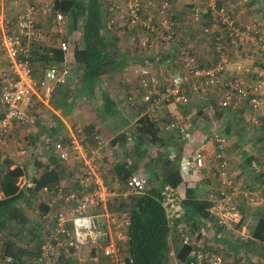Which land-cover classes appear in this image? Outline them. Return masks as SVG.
<instances>
[{"label":"crops","instance_id":"obj_1","mask_svg":"<svg viewBox=\"0 0 264 264\" xmlns=\"http://www.w3.org/2000/svg\"><path fill=\"white\" fill-rule=\"evenodd\" d=\"M11 1L7 3L6 14L14 17L15 8ZM53 1L37 0L40 5H46ZM169 1L172 6L173 19L185 40L195 46L201 66L216 65L219 61V54L212 42L202 34L204 24L191 23L188 19L192 10L202 7V0ZM127 2L128 0H104V6L110 12L108 30L117 35L118 48L123 53L129 52L131 57L133 55L139 62L138 64L153 65L159 74L162 70V74L159 75L161 78L176 73L178 71L177 54L172 47L163 50L166 54L163 59L162 51L161 54H157L158 49L145 55L137 52L136 47L143 37L142 29L128 26L127 16L122 13L114 14L111 10L116 6L124 11L125 9L122 8H125ZM153 2L158 5L161 1L153 0ZM261 9L264 10V0H251L247 19H250L251 14L260 12ZM152 14H155V10L149 8L144 11L142 18L146 20ZM256 17L264 20V13L262 15L257 13ZM114 22L115 24L111 25ZM76 33L71 34L70 40H68L70 51L66 56L64 54L65 68L70 71L66 82L54 85L50 99H46L45 90L40 89L39 94L42 102L35 113L34 132L27 134L23 128H16L9 137V147L0 144V165H2L0 180L10 170L21 173L17 176L14 174V177L16 184L22 189L34 187L36 182L43 181L46 176L51 177L53 181L61 179L59 189L65 194L90 193L97 184L102 185L112 194L107 214L117 216L118 214L109 210V204L110 201H114L118 193L122 192L127 172H130L131 176H143L147 180L153 176V182L159 184L165 182L174 169L180 168L183 183L176 189L167 185L166 195L167 199H174L179 204L181 213H184L182 202L186 200L188 190L196 191L199 200L207 201V193L217 183L216 172L212 166L214 157L218 153L217 145L212 140V134L217 132L228 141L225 157L231 163V176L234 183L252 195L249 200H245L247 198L241 196L243 200L238 208L243 219L242 224L236 227L239 229L238 231L217 230L213 218L205 220L202 230L207 233L208 241L225 256L233 255L235 258L240 257L241 259L244 255L254 254L256 249L252 251V248L256 246L255 244L239 246L237 241L242 242V236L251 237L258 220L264 217V182L261 179L262 174L258 170L264 163L263 114L255 112L249 106L241 105L237 109L223 110L212 106L208 100L205 102L196 100L198 104H191L186 109L173 103L162 105L158 113L160 121L156 123L153 120L154 117L152 119L148 113V104L143 102L144 91L140 88L139 80L131 74L133 69H128L112 77L103 76L96 81V84L91 85L92 87H83L81 72L75 66L73 58L76 47L73 40L77 37ZM67 34L68 30L65 32V36ZM54 38V41L46 44L58 47L59 37L54 36ZM79 45H82L81 40ZM156 46L159 47V45ZM1 57L0 51V60ZM168 61L173 64V69L170 71L162 68V64ZM235 67V62L232 59L226 73L227 79L234 75ZM59 86H65L67 93L60 94ZM130 98L135 99L137 103L132 104ZM208 98L210 99V96ZM143 119H149L148 121L155 123L156 128L160 130L158 137L162 138L163 142H153L152 137L144 133L141 123ZM170 123L185 125L187 136L177 130H166V126ZM59 139L62 140L65 150L67 149L71 153V158L67 161L62 160L54 149L53 145ZM20 143L30 154L25 158L18 155L17 145ZM72 146H77V150ZM197 151H201L205 156L203 169H198L193 162V156ZM159 152L170 159L171 165L165 163V160H160ZM8 162L11 164L10 167H8ZM187 163H190L189 166ZM84 169L91 175L84 174ZM48 170H50L49 174H46ZM149 187L148 185L147 188ZM125 188L128 191L126 184ZM1 196L0 193V198ZM55 204L56 209L53 208ZM60 206L64 209L62 210ZM75 206V204H66L59 200L54 201L53 196L44 194L43 190L40 192L35 206L28 201L22 204L24 215L30 222L29 225L37 227L41 232L46 230L45 216L57 212L70 215ZM45 207L48 208V211L43 213L46 211ZM96 213V211H92V214ZM103 213L104 211L100 210L98 214ZM121 220L119 218V226L112 224L109 219L107 222L105 217L101 222L109 226L122 254L128 256L127 226ZM24 231L19 235V238L25 243L30 238L28 232ZM52 231L50 230V232ZM120 235L127 237L125 242L120 241ZM11 239L17 241L15 237L11 236ZM174 240L171 236L172 264L183 263L188 256L183 261L178 259V247L175 248ZM257 246V253L258 251L260 253L264 247ZM22 251L24 250L21 248L20 254L24 256ZM236 251H240L242 254H235ZM83 256V261L91 264L88 258L89 251L85 252ZM65 257L71 256L65 254ZM7 258L11 257L5 256L2 243H0V264L13 262V259L12 262H8ZM225 260L228 261L227 258ZM237 260L234 259L232 264L250 263L243 259ZM103 262L110 264L107 258H104Z\"/></svg>","mask_w":264,"mask_h":264},{"label":"built area","instance_id":"obj_2","mask_svg":"<svg viewBox=\"0 0 264 264\" xmlns=\"http://www.w3.org/2000/svg\"><path fill=\"white\" fill-rule=\"evenodd\" d=\"M9 2L0 0V144L6 147H9V137L16 128H23L27 134L34 132L35 113L42 102L40 89H44L45 98L50 99L54 85L65 83L70 73L64 62L63 68L56 63L42 67L36 76L28 59L30 52L36 50V45H41L46 29L59 37V48L63 54L66 56L69 53V41L65 38L66 16L55 9L53 2L40 5L37 0H12L14 17L7 16L6 6ZM250 4L251 0H202V7L191 11L189 21L204 24L202 34L212 42L219 54V61L212 67L201 66L195 46L189 44L176 28L178 25L168 1L156 5L153 0H128L125 8H122L124 11L116 6L111 9L114 14L127 16L128 26L144 31L139 48L145 54L157 49V54H161V49L168 47L178 49V71L165 79L149 64H137L132 71V76L139 80L140 88L144 91L143 102L149 106L148 113L156 123L160 121L158 113L162 105L173 103L188 107L195 98L202 102L208 100L212 106L223 110L249 106L264 116V20L256 17L257 13L262 15L264 10L251 14V20L247 19ZM149 8H153L155 14L144 20L142 14ZM39 24H43L46 29L42 30ZM232 59L236 67L234 75L227 79L226 73ZM162 66L169 71L173 69L171 61ZM130 101L132 104L137 103L132 98ZM165 129L177 130L187 136L185 125L180 123H170ZM212 140L218 148L212 165L217 183L207 193L209 212L217 230L236 232V225L243 219L238 208L243 200L241 196L249 200L252 194L240 190L232 179L231 163L225 157L227 139L214 132ZM17 146L19 156L25 158L30 155L21 143ZM53 146L62 160L71 158L70 151L65 150L61 139ZM72 147L77 150V146ZM193 162L198 169H203L204 154L195 152ZM258 170L264 182V163ZM84 174L91 175L85 169ZM147 186V179L143 176H132L126 184L132 193H143ZM43 192L52 195L54 201L76 206L70 215L57 212L44 217L45 241L36 264H56L63 254L83 262V254L87 251L91 264H100L104 258L110 264H127L130 261L128 256L122 254L109 226L101 222L105 217L107 222L109 219L112 224L119 226L121 218L124 225L129 226L127 214H107L112 194L102 185L97 184L90 193L65 194L61 189L51 191L48 187ZM166 206L170 220L180 218V206L174 199L168 198ZM100 210L104 213L98 214ZM92 211L97 213L92 214ZM51 227L54 228L52 232ZM126 238L124 235L119 236L121 242H125ZM180 239L191 250L187 260L179 264H226L224 255L208 241L204 230L193 232L184 229ZM7 261L12 262V258H7ZM261 264H264V258Z\"/></svg>","mask_w":264,"mask_h":264},{"label":"trees","instance_id":"obj_3","mask_svg":"<svg viewBox=\"0 0 264 264\" xmlns=\"http://www.w3.org/2000/svg\"><path fill=\"white\" fill-rule=\"evenodd\" d=\"M163 1H168L171 4L169 0ZM53 4L55 9L62 12L67 18L66 31L68 30V34L65 36L66 40H70L71 34L77 32V37L73 40L76 46L73 58L76 63L75 66L81 72V84L84 88L96 84V81L103 76L112 77L128 69H134L133 67L139 63L133 55L130 56L129 52L123 53L118 48L119 39L117 35L108 30L110 12L104 6V0H54ZM39 25L43 30V24ZM176 28L180 32L179 27L176 26ZM46 30L41 45H36V50L31 51L28 57L36 76L39 72L36 70L37 65L47 67V65L56 63L57 66L63 68L64 54L59 46L46 44L55 39L49 30ZM142 34H144V31ZM80 40L82 41L81 46L79 45ZM174 49L177 52L178 49ZM136 50L145 55V52L139 48V44ZM161 50L163 59L166 56L163 50L166 49L162 48ZM59 87L60 94L67 93L65 86ZM148 120H141L144 133L150 135L153 142H163V139L158 137L160 130L156 128L153 121ZM158 155L161 161L165 160V163L171 165V161L167 156H164L161 152ZM10 165V162H8V167ZM49 171L46 174H49ZM14 174L17 176L21 173L10 170L0 180V193L2 194L0 198V243H2L5 256L13 259L11 264H36V258L45 241V231L41 232L37 227L29 225L30 222L24 215L22 204L27 201L36 203L40 192L45 187L51 190L54 189V191L56 188L59 189L61 179L50 181L46 176L44 180L42 179L43 181L36 182L34 187L22 189L16 184ZM130 174V172L125 174L122 192L118 193L114 201H110L109 204V210L112 213L118 215L125 213L128 216L127 236L130 261L128 260L127 264H172L170 255L171 236L175 239V248L178 247V259L180 261L185 260L191 249L182 244L181 231L188 229L193 232H200L205 225V220H212L209 203L199 200L196 191L188 190L187 198L182 202L184 213L181 214L180 218L170 220L166 206V186L170 185L173 189H176L183 183L180 168L174 169L165 179V182L159 184L153 182L152 176L150 180H147L150 187L143 193H132L126 190L125 184L132 177ZM243 189V187H240V190L244 191ZM44 210L46 211H43V213L47 212L48 208L45 207ZM241 224L242 221L236 227ZM53 229V227L50 228V230ZM235 229L237 230V228ZM24 230L28 232L30 238L25 243L19 238V235L25 232ZM11 236L15 237L17 241L12 240ZM250 243L255 244V247H258L257 245L264 247V217L258 220L252 231V236L243 237L240 245L247 246ZM21 248L24 250L22 251L24 256L20 254ZM262 251L264 252V248ZM260 256L263 257H260L258 262L249 264H261L264 255ZM71 258L76 259L75 257ZM64 259L63 254L56 264H61ZM76 261L78 260L76 259ZM68 263L69 261H67Z\"/></svg>","mask_w":264,"mask_h":264},{"label":"rangeland","instance_id":"obj_4","mask_svg":"<svg viewBox=\"0 0 264 264\" xmlns=\"http://www.w3.org/2000/svg\"><path fill=\"white\" fill-rule=\"evenodd\" d=\"M160 1H163V0H160ZM153 3H155V2H153ZM156 4V3H155ZM158 5H161V2H160V4H158ZM196 24V23H195ZM54 41V40H53ZM41 68H42V66H40V65H37L36 66V70H38L39 72L38 73H40V71H41ZM160 73L162 74V71H160ZM119 74V73H118ZM165 74H167V73H165ZM168 75V74H167ZM116 76V75H115ZM167 77H169V76H163L162 78H167ZM191 104H198V102H196V100L194 99V100H192V102H191ZM182 108H187V107H182ZM27 147H29V145H27ZM29 150V149H28ZM30 151V150H29ZM2 168V165H0V169ZM170 170H171V168H170ZM1 171V170H0ZM49 180L51 181L52 180V178L50 177L49 178ZM65 185V184H64ZM69 190L71 189V188H68ZM42 200V199H41ZM32 205L33 206H35V203H32ZM32 207V206H31ZM56 207V204L54 205V209H56L55 208ZM60 208L63 210L64 208L63 207H61L60 206ZM240 229H242V228H240ZM239 229H237V231H238ZM235 232V231H234ZM238 233V235H239V232H237ZM236 238V237H235ZM235 240V242H236V239H234ZM237 243H238V245L239 246H241L240 245V243L237 241ZM239 248V250H241V248L240 247H238ZM254 249H256L255 250V252H254V254H250V255H244V256H242V258L241 259H243V261H245V262H250V263H256V262H258V259L260 258V257H263V256H260V255H258V253H259V251H258V253H257V250H258V247H254L253 246V248H252V251L254 250ZM243 252H245V250H243ZM262 252V253H261ZM260 253L261 254H263L264 255V252L263 251H261ZM221 253V252H220ZM239 253H241L242 254V252H238V251H236L235 252V254H238L239 255ZM245 254H246V252H245ZM224 257H225V259L227 258L228 259V261L226 260V264H232V263H234V259H238V260H240L241 261V259H240V257L239 258H235L233 255H231V256H225L224 255ZM64 260L61 262V264H67V261H69V263L68 264H87V262H85V261H76V260H73V258H71V257H65V255H64ZM237 260V261H238ZM59 262V261H58ZM100 264H104V262H103V260H101L100 261ZM106 264V263H105Z\"/></svg>","mask_w":264,"mask_h":264}]
</instances>
